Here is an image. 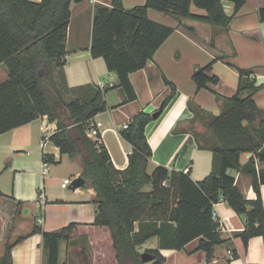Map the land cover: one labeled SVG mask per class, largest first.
I'll use <instances>...</instances> for the list:
<instances>
[{
	"label": "trees",
	"instance_id": "obj_1",
	"mask_svg": "<svg viewBox=\"0 0 264 264\" xmlns=\"http://www.w3.org/2000/svg\"><path fill=\"white\" fill-rule=\"evenodd\" d=\"M71 1L80 0H0V63L7 69L6 79L0 82V134L41 116L55 124L50 141L61 155L80 158V176L90 182L96 197L93 224L108 228L118 264H146L137 246L154 235L159 248L144 250L151 256L150 264L165 261L160 248L181 249L196 238L197 249L204 250L208 258L215 244L227 241L212 217L213 204L221 197L244 218V229L237 233L243 245L246 247L248 239L256 235L264 242V203L259 189L264 169L256 167V161L264 160V111L253 98L263 85L251 78V70L231 64L239 74L237 90L230 97L216 94L223 102L222 110L207 123L209 139H197L200 148L212 150L219 159L217 172L199 181L192 180L187 172L163 165H156L149 173L152 150L145 126L153 118L143 110L121 130L132 151L127 166L117 169L104 144L86 133L88 122L107 109L105 89L111 87L95 86L91 97L84 100L73 97L64 101L60 95L61 91L71 93L62 71ZM229 1L234 5V14L247 0ZM191 5L204 9L205 14L193 13ZM148 8L221 28L233 16L224 11L222 0H146L129 9L122 6L121 0L95 5L90 53L102 57L107 70L116 74L112 87L119 88L123 102L136 97L129 74L145 67L174 30L149 19ZM259 18L264 23V7L259 9ZM213 61L193 71L197 89L218 81L216 75L209 74ZM54 70L57 78L61 76L60 90L51 83ZM164 81L171 91L161 102L163 108L175 92V85L166 78ZM246 152L253 156L241 165L240 154ZM47 159L54 160L50 156ZM230 169L251 175L254 200H247L237 188L234 176L228 173ZM147 185L150 189H143ZM2 197H8L14 206L3 232L0 264H12L13 246L27 237L20 236L12 243L9 240L22 201L0 192V200ZM75 228L69 223L46 231L36 223L32 225L29 235H42L45 264H66L59 263V243L71 241Z\"/></svg>",
	"mask_w": 264,
	"mask_h": 264
},
{
	"label": "crops",
	"instance_id": "obj_2",
	"mask_svg": "<svg viewBox=\"0 0 264 264\" xmlns=\"http://www.w3.org/2000/svg\"><path fill=\"white\" fill-rule=\"evenodd\" d=\"M31 1L39 2L40 0ZM145 1L121 0V3L125 9H129L135 5H141ZM110 3L111 0H80L70 3L71 14L65 39L66 54L62 71L66 85L71 89V94L82 100L91 97L92 87H108L109 82L113 84L116 82V74L107 70L103 58L92 57L90 53L94 7L97 4L109 5ZM224 3L225 12L228 15L233 14V3L229 0ZM263 7L264 0H247L233 14L231 21L225 28L192 19H181L178 23L176 22L175 26L171 21H168L172 18L167 13H161L153 8L147 9V17L174 28L173 35L165 39L147 61L145 67L129 74V80L136 97L133 100L123 102V96L118 91L116 98L109 103V97L105 96L107 109L93 117L94 120L102 122L101 143L108 150L115 168L124 169L128 164V155L132 151L131 144L121 136L123 124L130 122L140 110L152 114L158 109L164 97L169 94V86L164 81L166 78L176 86V93L179 94V97L175 93L160 113L163 116L159 115L157 118H153L145 126V135L152 150L147 171L150 173L156 165H163L169 169L183 172L185 168H188L187 173L191 175L196 165L194 164L195 158H197L198 164L201 163L202 166L195 167V171L199 175L202 172H208L210 167L208 155L199 156L195 147L198 146L197 139H209L207 123L211 116L218 115L222 110L223 102L215 95L230 97L237 90L239 74L231 64L234 63L241 68L251 70V78L256 80L257 85H263L253 98L257 106L264 111V23L259 18V9ZM192 12L205 14L203 9L197 8H192ZM184 41L189 45L185 44ZM212 61L209 74L218 77L217 83L208 84L206 89H197L192 80L193 71L198 66H205ZM0 69H2V75L7 77V69L3 62L0 63ZM54 76H56L55 70ZM60 78L61 76H58L57 79L60 80ZM192 95L197 99L200 107L199 115L196 118L193 117L191 109L185 105L186 98ZM200 96L202 97L201 100H199ZM202 105L205 107L203 108ZM165 113L167 114L165 115ZM39 119L41 120V118ZM29 123L1 133L0 150L6 153L22 151L28 145V139L32 138L28 135L29 128L27 125ZM42 124L38 127V147L40 149V126ZM55 127V124L52 123L49 128L55 129ZM186 144L189 145V150ZM54 147L59 153L58 147L55 145ZM43 152L44 149L39 150L40 164ZM48 153V157L54 159V151ZM59 156L61 158L62 155L59 153ZM251 156H253L252 153H241L240 164L244 165ZM73 159L80 163V167L74 172L75 175L79 176L82 171L81 160L79 157ZM10 165L13 171L11 193L8 195L0 192L5 196H12L15 200H21L22 204L19 209L23 208L24 212H28V203L35 201L36 206H38V196V201L35 200V197L36 193L41 191L44 195V201L38 207L42 210V214L39 215V217L42 216V225L39 224L38 220L35 223L39 222L38 225L46 231L57 230L69 223H74L76 226L74 234L78 231L79 234H82L81 237L84 236L87 250L85 260L78 259L76 260L77 264H118L114 250H111L113 255L110 253L112 240L108 228L93 224L96 197L89 181L84 180L83 186L72 189L74 191L49 190L45 184L42 190L38 189V185L35 183H33L32 190L30 186L26 189L22 185L23 179L20 181L26 172L25 169L20 167L19 162H13ZM256 167L264 169V160L256 161ZM34 173H36L35 170ZM228 173L234 176L235 185L247 200L256 198L250 174L234 169L228 170ZM193 179L197 181L194 177ZM86 182L88 184L85 185ZM149 189L150 185H147L146 190ZM259 189L264 203V182L260 183ZM5 203V197H2L0 200V251L3 246V232L6 228V222L3 221L5 218L11 217L14 206L11 200L10 209L5 210L3 208ZM214 209L217 212L219 222L218 230L227 239V241L220 243L225 244V251L219 244H215L211 255L207 258L204 250L197 249L198 238H196L181 249L160 248L161 254L165 257L163 264H264L262 237L259 235L250 237L245 247L237 235L244 229L243 216L235 213L222 197L215 204ZM31 229L32 227L22 235L15 233L16 235L11 239L13 230L11 228V243L18 237L27 235L25 239L13 246L11 251L12 264L46 263L42 235L39 233L29 235ZM73 241L76 240L73 238ZM149 248H159L156 235L149 237L137 246L139 251ZM229 249L232 251V257L227 252Z\"/></svg>",
	"mask_w": 264,
	"mask_h": 264
},
{
	"label": "rangeland",
	"instance_id": "obj_3",
	"mask_svg": "<svg viewBox=\"0 0 264 264\" xmlns=\"http://www.w3.org/2000/svg\"><path fill=\"white\" fill-rule=\"evenodd\" d=\"M224 2H228V0H226V1L222 0L223 9H224V4H225ZM192 8H196V7L194 5H191V7H190L191 11H192ZM197 9H200V8H197ZM224 11H225V9H224ZM167 15L170 16V18H172V19H169L168 21H171V23L175 26H176V22L178 23V21L181 20L177 16H174V15H171L168 13H167ZM172 35H173V33H171L168 37H170ZM184 43L187 44L186 41H184ZM187 45H189V44H187ZM182 53H184V52H182ZM198 67H201V66H198ZM1 70L2 69H0V82L6 78L5 76L2 75ZM52 81H53V82H51L52 86L53 87L56 86L59 89V87H58L59 80L57 79V76H54V72H53ZM53 83L55 84V86ZM216 83H213V84H216ZM167 86H169V85H167ZM94 87L91 88L92 92H93ZM82 88H84V87H82ZM168 88H169V93H170V91H171L170 86ZM204 88L206 89V87H204ZM85 89H86V87H85ZM118 91H120L119 88H114V87H111L109 89H105V96L109 97V101H110V102L108 101L109 103H111L113 101V99L116 98ZM176 92H177V89L175 86L174 95ZM202 92H205V91H202ZM120 93H121V91H120ZM60 95L64 101H68L69 99L74 97L70 92H65V91H63V92L61 91ZM121 95H122V93H121ZM176 95H177V97H179V94L176 93ZM216 98H218V97L216 96ZM201 99H202V97L200 96L199 100H201ZM185 103H186L185 105L187 106V108L191 109V111L193 113V117L194 118L198 117L199 112H200L199 111L200 107H199L197 99L194 98V96L192 95L191 97L186 98ZM202 107L204 108L205 106L202 105ZM166 114L167 113H165V115ZM161 116H163V114ZM39 118H41V120ZM41 123H43V124L47 123V125L49 127H51V124L48 121H46L43 116L38 117V118L30 121L29 125H27L29 128L28 135L32 138L28 139V145L25 146L22 151H20L18 153H6V152H3L0 150V191L6 193L8 195L11 193L12 183H13V171L11 169L10 164H12L13 162H19L20 167H22L23 169H25L24 171H26V172H24V175H22V178L20 179V181L23 179L22 185L26 189L30 186V189L32 190L33 183H35L36 185H38V189H42V190H43V186L45 184L48 187L47 189H49V190H55V191L56 190L57 191L62 190L63 192L64 191H74L71 188H69V185H67V187H64V188L61 187L60 183L64 178L70 179L71 181L74 178H76L77 175H75L74 172L78 167H80V163L77 162L76 160H74L73 158L68 157L65 154H62V156L60 158L57 149L54 147V144L51 141L47 142V144L44 148V153L54 151V153H55L54 160L49 162V166H50L49 172L47 173V175H45V177L40 173L39 150H41V149H40V147H38V140H39V138H38L39 137L38 127ZM26 136H27V133H26ZM186 147L188 150L190 149L188 144H186ZM197 147H199V146H197ZM197 147H195V151L197 153H199V156L200 155L201 156H203V155L207 156L208 155V158L210 161V162L208 161V163L210 164L208 172L207 173L202 172V174L199 175V173H197L195 171V167L197 168L198 165L202 166V164L201 163L198 164V159L195 158L196 162L194 164H196V165L193 169L194 171H192V174L189 176L192 180H194L193 179V177H194L197 181H199V180H202L209 173L218 171L219 159L213 154L212 150H210L208 148L198 149ZM38 148H39V150H38ZM34 170L36 171V173H34ZM43 178H45V180H43ZM86 184H88V182H86L85 185ZM82 186H83V184L79 187H82ZM77 188H75V189H77ZM143 189H147V186H145ZM35 200H37V193H36ZM5 202L6 203H5V206L3 208L6 210L9 208V203L11 202V200L8 197H5ZM27 208L29 209L28 212H24L23 208L19 209L16 212V214L13 218V223L11 225L12 226L11 228L13 229L11 239H13V236L16 235L15 233H18L17 235L24 234L25 231L27 229H29L30 227H32V225L35 223V221H37L39 219L38 218L39 215L42 214V210H40V208L38 206H36L35 201L28 203ZM9 220H10V218L9 219L5 218V220L3 222L7 223V222H9ZM18 221H20V222H18ZM36 223L38 224L39 222H36ZM39 224L42 225V222H40ZM10 231H9V240H10ZM4 232H6V229ZM81 236H82V234H79V232L76 231L75 234L73 235L71 241H66V240L60 241V243H59V263L77 264L76 260H78V259L81 261L85 260V255L87 256L86 243L84 242V239H83L84 236L83 237H81ZM73 238L76 241H73ZM10 242H11V240H10ZM219 246L221 248H223V250L225 251V248H226L225 244H219ZM83 249L85 250V254H84ZM111 250L113 251V248L110 245V253L113 255V252ZM143 251L144 250H141V252H143ZM146 264H147V262H146Z\"/></svg>",
	"mask_w": 264,
	"mask_h": 264
},
{
	"label": "built area",
	"instance_id": "obj_4",
	"mask_svg": "<svg viewBox=\"0 0 264 264\" xmlns=\"http://www.w3.org/2000/svg\"><path fill=\"white\" fill-rule=\"evenodd\" d=\"M114 84L112 82H109L108 83V87H112ZM45 120L47 121V118L46 116H44ZM128 126V123H124L123 124V129L124 128H127ZM102 122L101 121H97V120H94L93 118L88 122L87 124V129H86V133L89 137L93 138V139H96L98 142H101V139H102ZM40 132H41V141H40V146H41V149L43 150L47 144L48 141H50V136L51 134L54 132V129H51L49 128V126L46 124H42L40 126ZM45 154V157H41V174L43 176H45L48 172H49V160L47 159L48 158V152L44 153ZM54 157H55V154H54ZM188 171V168H185L184 172H187ZM71 183V180L70 179H63L62 182H61V186L62 187H67V185H69ZM37 196H38V200L39 202L37 203L38 206H41L43 204V199H44V195L41 191H39L37 193ZM37 200V201H38ZM216 203L213 204V209H212V217L214 220L218 221V218H217V212L215 211L214 209V206H215ZM39 222L42 221V216L39 217L38 219ZM219 224V222H218ZM228 254L230 255V257H232V251L229 249L227 250Z\"/></svg>",
	"mask_w": 264,
	"mask_h": 264
},
{
	"label": "water",
	"instance_id": "obj_5",
	"mask_svg": "<svg viewBox=\"0 0 264 264\" xmlns=\"http://www.w3.org/2000/svg\"><path fill=\"white\" fill-rule=\"evenodd\" d=\"M162 110H163V107L160 105L157 110L152 112V114H151L152 118H157L160 115V113L162 112ZM83 182H84L83 177L79 175L71 181V183L69 184V188L75 189V188L81 186L83 184ZM140 255H141L143 262H148L150 260L151 256L148 252L143 251V252H141Z\"/></svg>",
	"mask_w": 264,
	"mask_h": 264
}]
</instances>
